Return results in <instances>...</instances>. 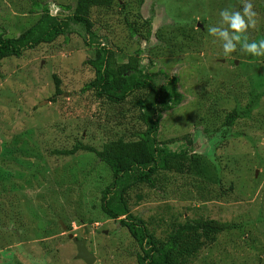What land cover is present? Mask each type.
<instances>
[{
	"label": "rangeland",
	"instance_id": "obj_1",
	"mask_svg": "<svg viewBox=\"0 0 264 264\" xmlns=\"http://www.w3.org/2000/svg\"><path fill=\"white\" fill-rule=\"evenodd\" d=\"M135 2L139 4L140 0ZM178 2L184 6L180 8L183 13L189 19H195L194 26L201 24L196 29L207 25L209 40L212 35L208 28L221 26V10L242 11L244 3L250 2L256 13L253 18L255 24L244 35L251 41L264 36V9L260 7L264 0ZM142 4L145 18L153 19L152 30L155 33L161 30L164 38L160 41L154 35L149 41L142 42L144 52L140 56L139 67H148L152 73L162 69L170 76L180 77L178 86L184 95L182 105L172 113L174 117H181L180 121L174 124L168 120L165 122L171 114L165 112L158 140L165 142L170 150L180 151L187 145L183 138L189 135L191 150L221 158L224 180L226 183L235 181V186L230 189V183L225 185L227 202L222 199L220 203H213L201 200L192 185L194 180H198L194 167L192 174L185 175L168 172L164 176L159 171L153 176L157 179L155 188L147 184H132L126 194L131 212L156 225L158 234L167 229L176 214H180L179 221L189 217L190 220L203 218L241 224L245 234L239 230L219 234L212 247L199 253L195 264H203L205 258L208 262L220 257L224 261L232 260L229 264H264V162L258 160L256 153L260 152L259 155L264 158V126L261 125L264 119V95L258 107L253 109L250 119L240 120L228 129L231 135L241 133L243 137H230L227 140L224 137L228 134L217 133L210 138L205 129L211 125L205 120L201 121V116L208 118L209 115L223 120L236 106L235 102L228 100H241L240 107H246L251 100L247 96L251 90L248 86V73H252L249 65H257L259 69L256 71L263 73L261 67L264 62L261 57L259 61L249 60L241 50L226 62L227 57H220L221 46L213 47L210 41L205 48H195L198 50L191 44L183 48L177 46L176 50L180 49L178 56L174 52L169 55L161 52L162 48L170 49L167 44L175 46L178 43L166 30L167 26H174L172 20L166 18L177 8L168 9L167 0H144ZM63 5L75 7L76 0H0V35L10 39L20 38L41 20L45 6L51 16L63 20L71 14V11L62 8ZM200 5L204 10L195 12ZM119 11L117 7L110 14L95 12L92 19L98 21L92 30H98L101 38H107L105 46L114 50L119 62L128 63L130 58L133 60L132 56H135L140 44L135 40L138 37H130L126 22L122 21L124 15ZM206 15L211 18L204 24L202 16ZM42 27L38 25V33L32 35V39L39 36ZM64 30L65 33L52 43L23 49L19 57L6 58L1 63L0 264H86L76 258V249L68 238L70 234L87 240L88 251L98 257L94 264H138L139 247L127 228L122 227L118 220H109L99 208L102 189L112 186L114 182L106 166L87 152H79L73 157L51 156L53 150H71L77 142L101 148L109 140L122 136L129 139L128 135L134 131L145 132L147 129L137 119L142 112L133 107V100L119 105L110 104L107 100L99 99L95 91L82 92L86 84L96 78L95 70L88 62L95 58L97 42L88 45L87 32L79 24L70 22ZM153 47H160L161 55L152 57L150 50ZM207 53L217 55L208 56ZM151 60L155 63L153 68H150ZM233 60L236 65L232 63ZM203 64H206L205 74L197 68ZM240 64L242 68L237 67ZM207 75L213 79H210L211 83L207 82ZM229 77L226 83L219 80ZM56 80L60 81L59 94L56 93ZM164 82V75L159 74L156 84ZM254 89L252 87V91ZM209 90L211 94L207 95ZM259 91L263 93V89ZM234 93L241 94V97L238 95L239 99H235ZM229 94L231 98H228ZM199 100L207 102L202 104ZM217 100L225 101L219 105V112L212 114L211 109ZM198 101L205 110L202 113L198 111L197 117L193 113V106ZM195 116L197 118L193 119ZM29 127H34L30 145L24 149L17 147L16 136L26 132ZM223 129L225 132L226 128ZM248 137L258 141L257 151ZM172 139L179 140L169 141ZM214 140L220 144L218 153L212 149ZM24 158L30 162H25ZM73 170L79 171V183L72 186L61 183L60 180L70 176ZM68 187L71 188L72 203L62 208L60 205L65 203L63 192ZM123 187L124 182L114 186L118 191H122ZM79 200L82 202L80 208ZM93 204L97 206L93 208ZM80 218L88 223L84 225ZM89 218L94 219V223ZM63 224L72 225L73 231L64 233Z\"/></svg>",
	"mask_w": 264,
	"mask_h": 264
},
{
	"label": "trees",
	"instance_id": "obj_2",
	"mask_svg": "<svg viewBox=\"0 0 264 264\" xmlns=\"http://www.w3.org/2000/svg\"><path fill=\"white\" fill-rule=\"evenodd\" d=\"M143 2L144 0H140L139 4H136L135 0H129V2H122L121 0H76L75 7L69 5L62 6L63 9L71 11V14L63 20H60L61 17L51 16L47 6H45L44 15L41 20L20 38L10 39L4 38L0 35V69L3 60L6 58L19 57L23 49H34L41 44L52 43L56 38L65 33L64 29L67 27L68 23L73 22L74 24L81 25L88 35L89 41H86V43H88V45H93L97 42L95 58L88 62L93 70H95L96 78L92 82L86 84L82 92L95 91L99 99L107 100L110 104L119 105L126 100H133V107L139 109V113L142 112L137 116V119L141 120V122L146 125L147 129L145 132L134 131L128 135L129 139L122 136L117 139L109 140L105 142L101 148L77 142L71 150L62 152H56L53 150L51 156L64 155L67 157H73L79 152H87L93 154L99 159L101 164L106 166L111 174V179L114 182L112 186H107L102 189L101 206H99V208L105 217L110 220H119L120 218L125 217L120 219L119 223L122 227L127 228L131 238L139 247V252H137L138 264H195L199 257V253L212 247L211 245L217 242L219 234L229 233L231 231L236 232L237 230L242 234H245L244 227L241 224L222 222L215 219L205 220L203 218H191L190 220L188 217L185 221H179L180 214H176L175 219L172 223L168 224L167 229L158 234L159 229L156 225L150 221L147 222L142 218L135 216L131 212L129 202L124 198L127 191L135 184H147L150 188H155L157 179L153 178V176L159 171H161L164 176H166L168 172L185 175L186 173L192 174L193 167L196 169L195 174L196 179L198 180H194L192 185H194L203 201L220 203L223 199L227 202L229 199L225 193V185L230 183V189L235 186V181L231 179H229L231 180L230 182L227 180L228 183L225 182V173L222 168L221 158H216L213 154H198L191 150L192 141L189 135L187 138H183L186 140L187 145L180 151H172L167 147L165 142L158 140V133L165 112L171 113L169 119H166L165 122L168 120L170 124H174L177 121H180L181 117H174L172 116V113L182 105L184 95L180 92L178 86L181 81L180 77L170 76L162 69L157 73H152L149 71L148 67H139L140 56L142 51L144 52L142 49V42L149 41L154 35L160 41L164 38L161 30H158L156 33L152 30L153 19L145 18V14L142 10L144 5L142 4ZM167 2L168 9L170 7H176L177 10L173 14L169 13L170 17L167 16L166 19H171L174 26H167L166 30L171 37L177 39L178 43L175 46L174 44L173 46L167 44L166 46H169L167 48H170L167 49L169 51L162 48L161 52L165 51L168 55L174 52V54L178 56L180 49L176 50L177 46L181 45L179 48H183L191 44L194 49L199 46L205 48L208 45V41H210L213 44V47L221 46L222 53L220 57H222V55L224 58L227 57V59L225 58L226 62H229L230 59L228 58L236 55V52L241 50L239 45L237 46L236 51L225 56L222 47L223 41H221L218 36H212L210 37V40L208 39V35L206 34L207 25L205 28L198 27L199 29H196L198 24L194 26L193 22H195V19H189L187 14H184L180 9L184 8L182 3L180 4L178 0H167ZM262 5L263 6L260 7L264 9V3ZM117 7L120 8V14L124 15L122 21L126 22L125 24L130 31V37L132 39L138 37L135 40H137V42L139 41L140 44L136 48L135 56H132L133 60L130 58L128 63L119 62L114 50L105 46L104 41L107 40V38H101L98 30H92L98 21L94 20L95 18L92 19L95 12L98 14L101 12L110 14ZM168 9L167 12H169ZM200 10H204L202 5L196 8L195 12ZM210 18L211 17L208 15L202 16V19L204 20L203 23L207 24L210 21ZM38 25L43 26L41 33L37 38L32 39V35L38 33ZM144 29H146V31L143 32ZM261 39H264V36H260L255 41L258 42ZM101 40H103V42H101ZM248 42L251 43L252 41L248 39ZM161 52L160 47H153L150 50V55L152 57H157L159 54L161 55ZM241 52L243 51L241 50ZM182 53L183 52H181V54ZM207 55L215 57L217 54L211 53L209 55V53H207ZM246 55H248V59L251 61H259L261 57L264 62V56H251L247 53ZM153 60L150 62V68L155 66ZM167 63L169 64L168 61ZM206 63L209 62L207 61ZM232 63L235 64L234 60ZM241 64L237 67L240 68ZM256 66L253 64L249 65V68H252H250V70L253 74L248 73L250 79V84L248 86L251 90L247 96L251 100L246 107H240L239 103L241 100H228L235 102L236 106L232 112L224 117L225 119L223 118L222 120L216 118L214 115L213 118L209 115L210 118H213L211 120L209 117L205 118L204 116H201L203 118L201 121L205 120L211 125V127L205 129L208 137L213 138V135L217 133H221L222 135L228 134V136L224 137L227 140L230 137L244 136L241 135V133L231 135L228 129H231L240 120L250 119L253 109L256 108V106L258 107L259 101L264 95V66L261 67L263 73L256 71V69H259L258 66ZM197 68L198 71L200 70L199 72L204 74L207 71L206 64L197 66ZM159 74L160 76L162 74L164 75L166 82L157 85L156 79H158ZM54 77L56 79V76ZM206 77L208 78L207 82L211 83L210 79L212 78L208 75ZM219 80L226 83L230 80V77ZM56 82L58 87L56 93L59 94L61 93L59 87L60 81L56 80ZM196 82H198V80ZM252 87L255 88L253 91ZM261 89H263V93H260L259 90ZM210 94L211 90L207 92V95ZM238 95L241 97V94ZM238 95L234 93L233 97L239 99ZM228 98H231V94H229ZM199 101L202 102V104L207 102V100ZM199 101L196 106H193V113H195L197 117L199 116L198 111L202 113L203 110H205L203 106L201 108V103ZM217 101L218 102L214 103L213 109H211L212 114L219 112V105L224 103L225 100ZM241 106L243 107V105ZM196 116L193 119H196ZM261 125L264 126V119L261 121ZM34 127H29L26 132L16 136L15 145H17V147L20 146L24 149L27 145H30L29 139L33 136ZM224 127L226 128L225 132L224 129L222 130ZM178 140L179 139H172L169 141ZM248 140L251 142L252 147L257 151L259 144L258 141L252 137H248ZM219 145L218 142L215 140L213 141L212 149L214 153H218L220 148ZM256 153L258 155V160L264 162V158L259 155L261 153ZM27 158H24V161L29 163L30 161ZM37 158L39 159L40 157ZM73 171L74 172L70 176L61 179L60 182L63 184H69V186L79 183V171ZM122 182L125 184V187L122 188L123 190H116L114 186H117ZM5 188L6 184L4 185V189ZM70 191L71 188L68 187V189L63 192L65 203L61 204L60 207L66 208V205H71L72 198ZM55 199L56 201L58 200V198ZM50 204L48 206H50ZM79 206H82L81 200L78 202V207ZM96 206V204H93V208ZM77 218L79 219V217ZM82 219L80 218L81 221H84V218ZM89 221L94 223V219L89 218ZM84 223V225H86L88 222L84 221ZM61 227L64 233H71V231H73L72 225L63 224ZM71 243L76 249L73 240ZM58 258L57 255L56 259ZM226 258L231 260L227 256ZM217 259L218 260L207 262L205 258L203 264H229V262L232 261H224L222 257ZM242 263L244 264L245 262Z\"/></svg>",
	"mask_w": 264,
	"mask_h": 264
},
{
	"label": "clouds",
	"instance_id": "obj_3",
	"mask_svg": "<svg viewBox=\"0 0 264 264\" xmlns=\"http://www.w3.org/2000/svg\"><path fill=\"white\" fill-rule=\"evenodd\" d=\"M219 15L221 18L220 19L221 26L209 27L208 32L212 36L215 37L218 36L219 39L223 41L222 47L225 56H228L230 53L236 51L237 44L240 45L241 50L243 52L251 56H264V39H261L258 42L252 41L251 43H249L247 37L244 35L247 29L251 26H254L255 24L253 18L255 17L256 13L253 11V5L250 2L244 3L242 11H230L229 9H223L220 11ZM198 26H201V24L198 23ZM124 198H126V195H124ZM123 218L125 217H122L120 219ZM120 219L118 221H120ZM72 236L73 238L70 239L74 241L75 245H76L75 240L78 241L86 240L85 238L79 239L75 235ZM86 248L88 249L87 240H86ZM76 252H77V246H76ZM96 258H97L96 261H98L97 256Z\"/></svg>",
	"mask_w": 264,
	"mask_h": 264
},
{
	"label": "water",
	"instance_id": "obj_4",
	"mask_svg": "<svg viewBox=\"0 0 264 264\" xmlns=\"http://www.w3.org/2000/svg\"><path fill=\"white\" fill-rule=\"evenodd\" d=\"M70 238H73V236L70 235ZM75 242L77 246V259L83 260L86 264H94L97 258L94 254H91L86 248V240H75Z\"/></svg>",
	"mask_w": 264,
	"mask_h": 264
}]
</instances>
